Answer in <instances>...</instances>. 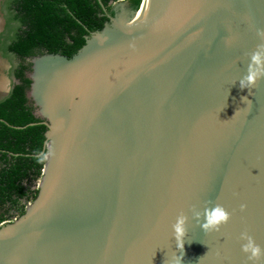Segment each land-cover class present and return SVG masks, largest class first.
<instances>
[{
  "label": "water",
  "instance_id": "obj_1",
  "mask_svg": "<svg viewBox=\"0 0 264 264\" xmlns=\"http://www.w3.org/2000/svg\"><path fill=\"white\" fill-rule=\"evenodd\" d=\"M262 43L264 0H141L70 59L35 58L44 166L0 227V264H251L239 236L264 249V78L238 81ZM216 204L230 219L205 232Z\"/></svg>",
  "mask_w": 264,
  "mask_h": 264
},
{
  "label": "trees",
  "instance_id": "obj_2",
  "mask_svg": "<svg viewBox=\"0 0 264 264\" xmlns=\"http://www.w3.org/2000/svg\"><path fill=\"white\" fill-rule=\"evenodd\" d=\"M106 8L109 2L99 0ZM138 9L141 0H125ZM13 11L6 13L7 24L16 22L18 32L6 47L20 61L27 58L60 54L67 59L74 56L90 33L103 29L108 22L101 15L97 0H15ZM64 6V7H63ZM30 65H20L10 96L0 102V222L7 214V204L16 206L19 216L24 207L20 200L33 202L38 190H31L41 177L44 166L46 127L35 118L28 106L26 93L31 81L24 78ZM39 161V162H38Z\"/></svg>",
  "mask_w": 264,
  "mask_h": 264
},
{
  "label": "clouds",
  "instance_id": "obj_3",
  "mask_svg": "<svg viewBox=\"0 0 264 264\" xmlns=\"http://www.w3.org/2000/svg\"><path fill=\"white\" fill-rule=\"evenodd\" d=\"M5 66L8 67L7 64ZM261 78H264V43L258 45L257 49L249 56L245 75H243L238 81L239 88L241 90L250 89ZM8 90L9 88H4L5 92ZM241 102L246 108L250 109L251 101L248 100L247 97H241ZM243 210L244 206L242 205L241 211ZM193 218L199 221L200 213L193 212ZM229 219V213L224 209V207L220 204H216L204 210L201 227L205 232H219L221 226L225 225ZM187 221L188 216L181 212L177 215L175 223L171 226L173 238L177 242V248L179 251H182V241L186 232ZM239 240L242 242L240 245V251L247 257L251 264H255V262L264 256V249H262L246 232H242L240 234ZM176 259L179 264L181 257L177 256Z\"/></svg>",
  "mask_w": 264,
  "mask_h": 264
},
{
  "label": "flooded vegetation",
  "instance_id": "obj_4",
  "mask_svg": "<svg viewBox=\"0 0 264 264\" xmlns=\"http://www.w3.org/2000/svg\"><path fill=\"white\" fill-rule=\"evenodd\" d=\"M14 1L15 0H0V11L4 12L5 20H6V17H7L6 13L9 10L13 11L12 10L13 9L12 2H14ZM97 2H98V4L100 5V8H101V10H100L101 15L100 16L106 17L108 19V22H109V19L114 17V16H117V15L125 16V15H128L133 10L132 9V5L128 1H125V0H119V1H116V2H109L108 3V7H110L109 10H106V8H104V6H102V4H101V2L99 0H97ZM118 3H120V4H118ZM107 23H104L103 28L105 27V25ZM17 29H18V24L16 22H11V23L7 24V20H6L5 21V25H4V29L1 31L2 33L0 34V56L3 59L10 58V57L11 58H15L19 62V65L17 67L11 68L5 74V80L4 79L0 80V102L6 100L10 96L13 88L19 84V81L16 78V72H17L19 66L20 65H24V66L30 65V71L24 72V78L30 80V75L32 73V70H31L32 69V61L35 58L41 57V56L46 54V53H44L41 56L27 58L24 61H20L14 54L6 51L5 50L6 47H8L10 45V43L13 41V39L15 38V36H16V34L18 32ZM90 34H89V36H90ZM56 55H60V54H56ZM60 56H62V55H60ZM5 87L9 88V90L7 92L4 91ZM30 90H31V84H30V88L27 91V93ZM27 93H26V98H27ZM27 100H28V98H27ZM35 118H37V117H35ZM37 119L41 120L42 123L45 122V120H43L40 117H38ZM33 189H35V187L31 188V190H33ZM18 203H20L18 206H23L24 207V212H25L27 206L30 205L32 202L31 201H26L25 199H22ZM6 210H7V214L4 217L7 218V219L2 221V222H0V225L2 223L6 222V221H9L7 224H10V222H11L10 220L11 219L20 217L19 213H18V211L16 209V206H14V207L10 206L9 207V205L7 204ZM1 214H2V211H1ZM3 225H6V224H3ZM3 225H1L0 227H2Z\"/></svg>",
  "mask_w": 264,
  "mask_h": 264
},
{
  "label": "rangeland",
  "instance_id": "obj_5",
  "mask_svg": "<svg viewBox=\"0 0 264 264\" xmlns=\"http://www.w3.org/2000/svg\"><path fill=\"white\" fill-rule=\"evenodd\" d=\"M5 17H4V12H1L0 11V34L2 33L1 31L4 29V25H5ZM8 65V67H6L5 65ZM19 65V62L15 59V58H6V59H3L1 56H0V80L4 79L5 80V74L11 69V68H15ZM28 106L33 108V115H35L37 118L39 117V114H38V111L37 109L35 108V105H34V102L32 101L31 98H28ZM40 179L38 181L35 182V190H38V183H39ZM28 207V206H27ZM1 211L3 210H0V215H1ZM7 218H5L4 220H6ZM18 218H14V219H11L10 221V224L15 222ZM3 220V221H4ZM9 221H6L4 223H2L1 225L3 224H7ZM0 225V226H1Z\"/></svg>",
  "mask_w": 264,
  "mask_h": 264
},
{
  "label": "bare ground",
  "instance_id": "obj_6",
  "mask_svg": "<svg viewBox=\"0 0 264 264\" xmlns=\"http://www.w3.org/2000/svg\"><path fill=\"white\" fill-rule=\"evenodd\" d=\"M60 119L63 121L62 116L60 115Z\"/></svg>",
  "mask_w": 264,
  "mask_h": 264
}]
</instances>
